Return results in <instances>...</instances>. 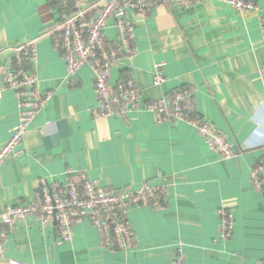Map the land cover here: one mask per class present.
<instances>
[{
	"label": "crops",
	"instance_id": "crops-1",
	"mask_svg": "<svg viewBox=\"0 0 264 264\" xmlns=\"http://www.w3.org/2000/svg\"><path fill=\"white\" fill-rule=\"evenodd\" d=\"M95 3L99 0H86ZM261 13H238L222 0L194 4L163 0L136 25V54L112 71V79L134 78L144 103L187 87L196 114L210 121L235 145L236 157L223 160L190 125L158 124L144 108L128 116H98L93 73L84 67L69 78L54 45L57 11L49 0H0L1 69L14 62L12 49L34 41L39 90L52 98L28 134L0 167V214L31 204L41 179L71 180L85 173L102 190H138L143 183L167 188L164 209L133 207L136 235L131 251L105 248L101 231L85 220L71 242L59 243L53 227L36 218L16 225L0 264H261L264 261V191L250 180L264 160V65ZM105 35L116 39L110 20ZM167 78L153 86L156 63ZM16 93L0 92V143H7L19 120ZM74 180V179H73ZM234 216L231 240L219 235L218 211Z\"/></svg>",
	"mask_w": 264,
	"mask_h": 264
},
{
	"label": "built area",
	"instance_id": "built-area-1",
	"mask_svg": "<svg viewBox=\"0 0 264 264\" xmlns=\"http://www.w3.org/2000/svg\"><path fill=\"white\" fill-rule=\"evenodd\" d=\"M199 0H175L187 4ZM59 3L58 21L54 27V45L66 63L68 77H75L84 67L93 73L99 117L128 116L144 108L154 115L158 124L186 123L193 127L211 151L223 160L236 157L235 145L218 131L207 119L199 117L194 108V92L184 87L170 96L144 103L142 91L134 78L112 79V71L122 61L131 59L134 48L136 25L131 14L146 19L163 4V0H54ZM238 13H261L255 0H222ZM113 20L116 39L109 40L105 31ZM262 33L264 40V15ZM14 62L1 69L0 92L11 89L16 93L19 120L10 140L0 143V167L13 156L28 134L42 109L52 98L51 93L42 94L36 72L37 49L34 41L12 49ZM166 64L156 63L153 70V86L162 87L167 78ZM264 79V65L260 69ZM74 179V180H73ZM71 180L49 183L41 179L35 199L31 204L9 207L0 214V259L6 253V240L16 225L29 218L38 219L44 227H53L58 242L73 239V228L89 221L104 236V246L112 252L131 251L136 245V235L129 221L133 207H151L162 210L167 205V188L151 186L145 182L138 190L124 189L108 193L88 178L77 173ZM250 180L258 192L264 191V160L257 162L250 172ZM219 235L223 241L231 240L234 232V216L227 207L218 211ZM10 264H21L10 261ZM172 264H184L181 251ZM264 264V261L261 263Z\"/></svg>",
	"mask_w": 264,
	"mask_h": 264
},
{
	"label": "trees",
	"instance_id": "trees-1",
	"mask_svg": "<svg viewBox=\"0 0 264 264\" xmlns=\"http://www.w3.org/2000/svg\"><path fill=\"white\" fill-rule=\"evenodd\" d=\"M49 1L51 2V6H52L56 11H58V9L60 8V4H59V3H56V2H53L54 0H49ZM122 79L127 80V79H130V77H129V78H122Z\"/></svg>",
	"mask_w": 264,
	"mask_h": 264
}]
</instances>
